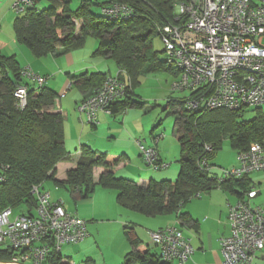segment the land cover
Wrapping results in <instances>:
<instances>
[{"label":"trees","instance_id":"obj_1","mask_svg":"<svg viewBox=\"0 0 264 264\" xmlns=\"http://www.w3.org/2000/svg\"><path fill=\"white\" fill-rule=\"evenodd\" d=\"M112 1L132 7L131 15L110 20L102 11L97 15L92 9L96 4L102 9ZM70 3V0H51L47 7L40 9L35 0L25 15L15 20L14 29L19 41L34 55L42 57L83 46L88 35L96 36L99 39L96 52L112 58L119 70L124 71L123 77L130 81L127 95L112 104V112L132 103L142 105V102L133 101L130 95L149 63L158 60L153 38L160 35L165 24L175 20L176 0H81L77 9L71 8ZM59 46L62 49L57 52ZM22 70L14 57L2 53L0 46V172L4 175V180L0 181V211L25 205L26 211L33 213L37 206L33 186L53 179L57 185L76 194L78 199L89 197L99 185L115 189L118 203L127 209L149 216L175 214L181 222L190 223L193 218L182 207L193 197L222 187L236 191L241 198L251 189L249 175L226 178L219 183L218 176L202 167L201 162L205 159L208 165H213L212 158L226 137L237 152L263 140L264 114L260 108L257 107L253 118L246 119L245 109H191L182 99L168 102L177 107L174 133L182 150L180 172L175 180L151 179L143 185L117 176L114 167L124 156L95 150L88 144H82L77 165L68 170L66 178L57 179V164L70 157L65 141V117L55 110L58 95L46 85L38 91L35 85L24 83ZM107 75L102 71H86L73 75L72 79L81 90L92 91L91 95ZM17 84L28 86V103L24 108L16 104L14 90ZM207 145L211 150L206 149ZM98 167L103 171L95 182L94 172ZM124 233L132 249L121 264H170L162 259L155 246L154 250L149 245L141 248L142 240L133 226H126ZM14 254L12 249L0 246L1 258H13ZM93 261L91 257L86 259L87 264ZM47 264L72 263L63 259L61 253H51Z\"/></svg>","mask_w":264,"mask_h":264},{"label":"built area","instance_id":"obj_2","mask_svg":"<svg viewBox=\"0 0 264 264\" xmlns=\"http://www.w3.org/2000/svg\"><path fill=\"white\" fill-rule=\"evenodd\" d=\"M34 4L35 0H14L13 9L21 13ZM101 11L114 20L130 16L132 7L112 1ZM174 13L175 20L162 27L160 36L167 62L174 64L180 73L173 88L191 91L187 107L241 110L262 105L264 0H176ZM123 74L119 70L107 75L100 87L81 100L79 110L89 123H97L100 112L112 113V104L127 95L130 81ZM22 76L34 81L38 91L47 82V76L29 67L23 68ZM72 84L70 81L67 89ZM14 97L17 106L24 108L28 103V86L17 84ZM161 137H155V145L139 143L143 159L156 170L169 165L159 156L157 143ZM206 149L211 150V146ZM236 157L237 164L223 168L218 175L219 183L264 170V139L237 152ZM201 166L210 170L212 167L205 159ZM2 180L4 175L0 172ZM41 187L42 184H36L32 188L37 199L33 213L15 214L12 207L0 211V246L15 251V261L47 264L51 253L60 254L64 244H78L88 236L86 220L69 212L61 199H52L51 193ZM259 192L252 186L230 205L231 232L220 239L222 264H255L257 258L264 261V206L253 202ZM151 238L166 261L185 263L194 251L191 238L179 225L152 231Z\"/></svg>","mask_w":264,"mask_h":264},{"label":"crops","instance_id":"obj_3","mask_svg":"<svg viewBox=\"0 0 264 264\" xmlns=\"http://www.w3.org/2000/svg\"><path fill=\"white\" fill-rule=\"evenodd\" d=\"M50 1L51 0H48V3ZM38 2L39 0H37V3ZM13 3L14 0H0V46L7 45L6 29L9 28L7 27L9 22L6 21H10L8 15L11 9L14 10ZM10 33L11 31L9 30L8 33L9 36ZM78 33L79 30L76 31V34ZM84 44L83 46H79V47L84 48V46H87V40L86 43ZM97 48L95 49L91 47V49L87 53L86 51H82L83 53L80 52L81 49H75L71 52L70 50L61 52V54L58 53L49 54L46 57V58H51L50 60L57 64L56 74L52 76L46 75L47 76L46 86L50 88L53 87L55 89H60L61 85L64 83L60 91H62L64 88L65 89L63 90V92L66 91L65 95L63 96L64 98L62 97L63 99L61 98L57 101L55 105V110L60 111L64 114L66 122L67 121L71 122V129L68 132L67 131L65 132L66 148L69 151L70 157L68 160L61 161L57 164V171H56L57 179L66 178L68 170L74 168L77 165L78 159L82 152L81 148L80 150H77V152L73 150L74 149L73 147H77L76 138L78 134V127H76V125L79 124L78 123L79 120L82 121L84 115L79 110V104L80 101L83 100V98L89 95L92 91L86 92L81 90L75 84V80L72 79V76L79 75L80 73L86 71L97 72V71H91L96 69H100L98 71H102L101 67H103L102 66L103 63L101 61H87V57H86V56L88 57L94 56L95 58L97 57L101 58L104 56L105 58H109L108 56L97 53L96 52ZM61 49L62 46H59L57 52L61 51ZM105 73L116 74L112 72H105ZM127 78L128 77H126V79ZM70 81H72L73 84L70 88L67 89V85ZM58 82H60V84H58ZM74 85L78 87V92L71 98V100H69L70 90L73 88ZM57 95H58L57 97H59L58 93ZM74 100L75 103H78L77 110H76V106L74 105ZM130 105L137 106L135 108H141V105L138 106L133 103ZM133 110L134 108L129 110V108L127 107L125 109L120 108L117 111H114L109 114L107 112H100L98 115V122L95 124L91 123L92 127L98 130L99 129L98 127L101 126L102 123H104L105 126L109 127V130L102 132V134L100 135L97 131L95 130L93 131L90 129L89 126H86L84 132L88 133V135H86L84 141L85 144H88L94 147V149L99 150L95 148V147H100L97 146L98 145L97 141L99 139H101L102 141L107 140L106 143L109 142L110 145L105 144V146L107 147L105 148L106 150H104L105 152L115 151L113 153L116 154L120 153L124 156V160L114 167L115 174L117 176L128 177L131 180L139 179L137 181L135 180V182H137L138 184L146 185L149 183L151 179H157L159 175H163V174L158 172L154 173L151 170L145 169L144 166L139 161H136L137 165L132 166L130 164V162L133 159H135L136 153L139 152V155L142 157L139 149L140 142L146 145L153 144L152 142L149 144L144 142L145 140L151 141L148 138L145 137H143V139L140 138L142 137V135L147 136L148 121H146V118L144 117L143 114L144 111L140 112L138 111L139 109H137V111H133ZM78 111L80 113H78ZM91 134L96 138L97 141L94 139V137ZM79 141L82 143L83 138H79ZM234 151H235V155L237 156V151L236 150ZM159 156L161 160L164 161V158L161 156L160 153ZM236 164L237 161L231 166H234ZM136 169L139 172H137ZM102 171L103 168L101 167L95 169L94 172L95 182H98L99 176ZM119 171L121 174L118 173ZM137 173L139 174V176L137 175ZM249 178H250V174H249ZM249 181H251V178ZM97 187H98L97 190H99L97 192L101 194L105 193L106 194L105 198L109 200L110 204H112V202L114 203L115 200L114 191H110L109 188L103 189L99 185H97ZM41 188L48 190L51 193L52 199L54 200L61 199L64 202L65 208L71 213L77 214L76 212L70 210V208L68 207V205L70 204H67L66 200L69 201L73 199L77 203L79 201L81 202V210H80V214L78 213V215L87 221V229L89 235L84 241L78 244H64L61 249V255L63 256V259L65 260L68 259L72 264H87L86 259H88L89 257L91 258L94 257V256L92 257L93 252L91 251V248L94 247L95 249H97V247H99L100 249H102L103 246L99 240L100 231L98 230V220L96 219L97 214L96 211L94 210V205L96 204L97 195L93 196L94 193H92L89 197L78 199L77 195L72 193L66 187L62 188L59 187V185L55 184L54 192L47 189V187L45 186V181L43 182ZM260 193L261 191L259 192V194ZM195 197L189 200V202L182 207L183 211H189L190 215L192 216L193 220L190 223L181 222L175 214L157 215V217L161 216L160 217L161 220L157 221V219H155L156 216H149L140 212L137 213L136 211L127 209L123 206L121 207V205L115 203L116 205L114 206L115 208L113 212L115 218L112 219L114 222L118 224L117 239H114L113 241L114 243L113 245L117 246L116 250H114L115 256L110 257V255H107L104 252L101 253L98 252V259L94 258L93 263L90 264H117L120 263L121 261L122 262L124 261L126 254L132 249V245L124 233V228L126 226H133L135 228L138 237L142 240L141 248H146V246L149 245L150 247H152L153 250H154L153 246H155V249L159 251L158 247L152 242L151 232L172 224L179 225V227L183 230L184 234L191 238L194 251L191 255V258L187 262L180 263L177 260H173V261H169L170 264H222L223 254L221 250L220 239L223 236L229 235L231 232V227L228 220L229 207L230 205L235 204L238 201L239 194L236 191H232L230 189L215 187L209 190L208 192H203L201 197L198 198ZM90 205L92 206V208H89ZM125 213H128L129 216L128 220L127 218H123V215ZM136 221H140L138 222L139 224H137ZM64 247H69L65 254H63ZM0 264H30V263L15 261L13 258L0 257Z\"/></svg>","mask_w":264,"mask_h":264},{"label":"rangeland","instance_id":"obj_4","mask_svg":"<svg viewBox=\"0 0 264 264\" xmlns=\"http://www.w3.org/2000/svg\"><path fill=\"white\" fill-rule=\"evenodd\" d=\"M70 1H71L70 3L71 8L73 9H77L81 3V0H70ZM48 4H49L48 0H39V2L37 3V7L40 9H43L47 7ZM92 9L97 15L101 14V7L98 4L94 5ZM24 15H25V12L17 13L12 9L10 10V13L8 15V17L10 18V21H6V22H9L7 26L9 28L6 29L7 45L1 46L2 53L8 57H11V56L14 57L15 60L18 62L20 68L29 67L35 73L43 75V76L55 75L56 70H57V64L52 62L50 60L51 58H46L47 55L42 56V57H38L34 55L33 52L30 50V48L26 46V44L20 42L18 37L16 36V32L14 29L15 20L16 18L22 17ZM77 26L78 27L80 26V22L77 23ZM9 30L11 31L10 36L8 34ZM86 40H87V46H84V48L77 47V48L71 49L70 52L75 49L83 48L84 50L81 49L80 52L86 51L87 53L89 52L91 47L96 49L99 46V39L96 36L88 35L85 38L84 43H86ZM153 42H154V48L157 51L158 60L155 62L149 63L150 67L148 66L144 70L143 74L140 76L139 82L134 87V93H131L130 95L133 101L142 102L143 104L141 105V108H135L137 106H133V105H129L128 108L129 110L134 108L133 111H137V109H139L138 111L140 112L144 111L143 112L144 117L146 118V121H148L147 136L142 135V137L140 138L143 139V137H145L151 140V141L145 140L144 141L145 143L149 144L152 142L155 145V137L162 135V137L159 139L157 143V149L159 153L161 154V156L164 158V161L169 163V166L164 169L155 170L145 162V160L139 155V152L135 154V159H133L130 162V164L132 166L137 165L136 161H139L144 166L145 169L151 170L154 173L158 172V173L163 174V175H159L157 179H155L157 181H161L162 179L175 180L179 176V172H180L179 159L181 157L182 150H181V144H180L179 138L174 133L175 124H176V120L178 116L177 112L175 111L177 107L169 104L168 102L170 101V99H177V100L182 99L184 101L183 104H185L186 103L185 101H187V98L190 95L191 91L188 89L178 90V89L173 88V84L177 79H179L180 73L174 64H170L166 62L167 53L165 51V45H164V42L161 36L158 34L155 35L153 38ZM86 57H87V61H101L103 63L102 65L103 67H101L102 68L101 70L104 72L117 73L119 71L116 62L112 58H105L104 56L101 58L100 57L95 58L94 56H90V57L86 56ZM98 70L100 69L91 70V71H98ZM11 76L13 77V73ZM23 82L29 83L32 86L34 85V81H32L31 79H28L26 76H23ZM58 84H60V82H58ZM63 84L61 85V87L63 86ZM61 87L60 89H55L52 87L59 94L58 99H61L63 97L61 95L65 88L62 91H60ZM77 92H78V87L74 85L73 88L70 90L69 100H71V98L75 94H77ZM74 105L76 106V110H77L78 103H75V100H74ZM258 107L264 114V103ZM184 108L186 109V107ZM78 113L80 112L78 111ZM256 113H257V107H247L245 108L244 118L251 119L256 115ZM85 116L86 115H83L82 121L79 120L78 122L79 124L76 125V127H78V134L76 138L77 147H73L74 148L73 150H75L76 152L77 150H80V148H82V145H81L82 143L85 144L84 140H85L86 135H88V133L84 132L86 126H89L90 129L93 131L94 130L97 131L100 135L102 134V132L109 130V127L105 126L104 123H102V125L98 127L99 129L96 130V128H93L92 124L87 121ZM78 117H79V114H78ZM64 128H65V132L66 131L68 132L71 129V122L64 121ZM79 138H83L82 143L79 141ZM94 139L96 140L95 137ZM106 141L107 140L102 141L101 139H99L97 141L98 142L97 146H100V147H95V148L99 149L102 152H105L104 150H106L105 148H107L105 144L110 145V143L109 142L106 143ZM107 152L113 153L115 151H107ZM236 159L237 158H236L235 151L232 146V142L230 138L229 137L224 138V140L222 141L221 148L217 151L216 155L212 158L211 163L213 165L210 170L211 173L213 174L215 173L217 176L220 175L222 173V169L225 167H230L232 164H234L237 161ZM56 171H57V166H56ZM120 171L118 173H120ZM137 172L139 171L137 170ZM137 175L139 176L138 173ZM250 178H251V181H250L251 186H255L257 189L261 191V193L256 198L253 199V202L257 205L264 206V170L251 173ZM135 180L137 181L139 179H135ZM55 184L56 182L53 179H49L45 181V186L47 187V189L53 192L55 191ZM59 187L65 188L63 186H59ZM97 189L98 187L93 192L94 193L93 196L97 195L96 204L94 205V210L96 211V214H97L96 219L98 220V230L100 231L99 240L103 246H102V249H100L99 247H97V249H95L94 247L91 248V251L93 252L92 257L94 256L92 259L94 258L98 259V252L99 253L104 252L107 255H110V257H113L115 256L114 250H116L117 248L116 245H113L114 244L113 241L114 239H117V227H118L117 225L118 224L112 220L115 218L114 213H113L114 208H115L114 206L116 205L115 203H118L117 191L115 189H110V191H114V195H115L114 203L112 202V204H110L109 200L105 198L106 194L105 193L101 194L97 192L99 191ZM105 189H108V188H105ZM201 196L202 194L195 198H198ZM66 202L67 204H70L68 205V207L70 208L71 211L76 212L77 215L78 213L80 214V210H81L80 201L77 203L73 199H71L69 201L66 200ZM89 208H92V206L90 205ZM26 210L27 208L25 205L14 208L15 214L26 213L27 212ZM160 217L161 216L159 217L156 216L155 219L159 221L161 220ZM123 218H127L128 220L129 218L128 213H125L123 215ZM136 222L137 224H139L138 222L140 221H136ZM68 248L69 247H64L63 254L67 252ZM257 254L260 255L261 253L258 252ZM102 259H103V256H102ZM120 263H117V264H120ZM263 263L264 261L259 258L255 260V264H263Z\"/></svg>","mask_w":264,"mask_h":264}]
</instances>
